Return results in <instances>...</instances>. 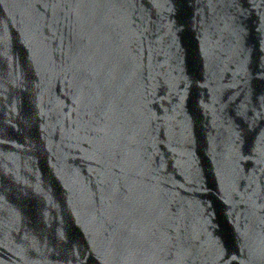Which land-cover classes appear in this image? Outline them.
Instances as JSON below:
<instances>
[{
  "label": "water",
  "instance_id": "obj_1",
  "mask_svg": "<svg viewBox=\"0 0 264 264\" xmlns=\"http://www.w3.org/2000/svg\"><path fill=\"white\" fill-rule=\"evenodd\" d=\"M0 264H264V0H0Z\"/></svg>",
  "mask_w": 264,
  "mask_h": 264
}]
</instances>
